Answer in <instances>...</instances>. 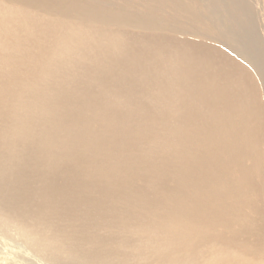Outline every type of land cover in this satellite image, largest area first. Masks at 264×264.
I'll return each instance as SVG.
<instances>
[{
	"label": "bare ground",
	"instance_id": "6f19581e",
	"mask_svg": "<svg viewBox=\"0 0 264 264\" xmlns=\"http://www.w3.org/2000/svg\"><path fill=\"white\" fill-rule=\"evenodd\" d=\"M209 7L0 0V264L264 259L241 244L264 227L233 201L249 196L234 168L260 170L264 99L240 73L259 63L214 56Z\"/></svg>",
	"mask_w": 264,
	"mask_h": 264
},
{
	"label": "rangeland",
	"instance_id": "374dc122",
	"mask_svg": "<svg viewBox=\"0 0 264 264\" xmlns=\"http://www.w3.org/2000/svg\"><path fill=\"white\" fill-rule=\"evenodd\" d=\"M202 1L210 4L209 11H211L210 16L211 13L213 15L212 21L213 22L215 21L214 22V24L216 23L215 26L219 27L222 31H224L225 34L224 37L209 38L206 40L207 42L205 41V43L209 45L211 44L213 48L214 46H217L223 50L220 51L219 49L218 50V52L220 51L219 54L218 52L213 53L214 56H218V59L219 56L227 54L228 56L231 57V60L236 58L238 61H240L239 57L245 58L244 55H240L243 53L246 55L249 54V56L253 57L256 60L255 62L259 63V66L257 68L256 67L254 68L251 66V64L248 65L245 62L244 63L242 62V66L245 68H243L241 64L239 65V63H236V68L239 69L240 67H242L240 69V73L244 69L245 71L252 74L253 79L255 78L254 82L255 83L257 82L256 84L259 85L260 94L264 99V62H263L264 61V0H215L214 4L209 0H202ZM238 3H240V6ZM232 10H238V12L235 14L232 12ZM228 14H230L231 16L227 17ZM216 18L218 19L216 20ZM249 23H252L253 26L252 28L253 33H251L250 35L245 33V30H248L249 26L247 24ZM183 36H182L183 38H187L190 40L198 39L196 34H191L188 32ZM252 40L255 41L253 42V44H251ZM262 119L264 123V115H262ZM263 123L262 121H260L258 125H255L256 127L253 132L254 145L258 147V151H259V159L256 162V164L260 170L254 173L253 179H251L249 175L247 176L245 174L239 175L240 171L238 169L234 168L233 170L234 171L233 177L236 180L237 184H239L240 188L242 189L240 192L248 193L249 195V196L238 195V197L236 199L234 198L233 201L236 204V206L241 207L239 210L245 212L248 211L250 218L253 219L261 227H264V124ZM205 137L206 134L205 136L202 137V139H205ZM246 164L250 165V162H247ZM250 166L254 168L255 164L253 165L251 163ZM235 188L237 189L238 187L235 186ZM235 188H233V192L236 190ZM14 241L15 244L12 242L14 246L22 247V245H18L19 243L18 238L15 234H14ZM241 244L245 246H254L256 248H260L261 245L264 244V241L258 239L252 241L250 239H246ZM217 246L218 248L216 247L215 252L219 254V257L224 256L222 251L218 250L220 248V243H218ZM22 248L27 249L25 244H23ZM22 248H20V250L23 251L24 255H27V252H24ZM252 253L253 252L249 253L247 251V255L249 257H252ZM237 259L241 260L242 262L244 261L243 258L239 256ZM36 260L37 262L38 260L42 261L37 258V259H33L34 263L36 262ZM261 260L264 259L259 258L254 261L250 260V262L252 263H242V264H264V262H260ZM42 262L43 264H46L45 261ZM20 264H24V263H20ZM29 264H31V262Z\"/></svg>",
	"mask_w": 264,
	"mask_h": 264
}]
</instances>
